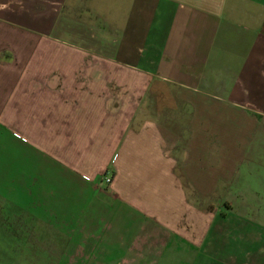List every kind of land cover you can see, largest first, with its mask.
<instances>
[{"label": "crops", "instance_id": "0c3cea01", "mask_svg": "<svg viewBox=\"0 0 264 264\" xmlns=\"http://www.w3.org/2000/svg\"><path fill=\"white\" fill-rule=\"evenodd\" d=\"M0 161L60 263L264 264V0H0Z\"/></svg>", "mask_w": 264, "mask_h": 264}, {"label": "rangeland", "instance_id": "374dc122", "mask_svg": "<svg viewBox=\"0 0 264 264\" xmlns=\"http://www.w3.org/2000/svg\"><path fill=\"white\" fill-rule=\"evenodd\" d=\"M1 151L7 154L9 146L4 144ZM7 165L8 161H0V264H65L67 260L60 263L64 258L58 253L56 232L49 231L48 226L44 228L37 219L26 217L30 207L39 206L41 193H29L30 183L26 185L24 178L9 177L8 169H5ZM243 176L248 177V172L243 171ZM244 191L249 192L247 189ZM244 195L249 202L253 201L250 192ZM256 197L258 198L259 194H256ZM257 204L259 206L254 209V214L249 215L253 218H263L264 200L257 199ZM243 211L247 212L246 209ZM257 242L256 247H261L260 242ZM237 244L240 245L237 241L234 248L226 251L225 259L228 258L230 264H249L251 256L248 257L246 249L238 248ZM259 253L264 254L262 247ZM263 261L264 259L261 260ZM256 262L258 264V261Z\"/></svg>", "mask_w": 264, "mask_h": 264}, {"label": "built area", "instance_id": "2783aa9c", "mask_svg": "<svg viewBox=\"0 0 264 264\" xmlns=\"http://www.w3.org/2000/svg\"><path fill=\"white\" fill-rule=\"evenodd\" d=\"M105 179H106V182H107V183H110V182H111V178H108V177H107V178H105Z\"/></svg>", "mask_w": 264, "mask_h": 264}]
</instances>
